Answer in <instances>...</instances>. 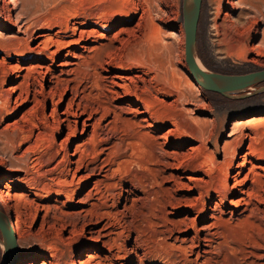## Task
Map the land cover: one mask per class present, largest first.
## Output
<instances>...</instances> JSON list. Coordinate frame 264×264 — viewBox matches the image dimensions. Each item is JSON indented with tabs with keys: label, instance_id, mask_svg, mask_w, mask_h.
I'll return each mask as SVG.
<instances>
[{
	"label": "bare ground",
	"instance_id": "obj_1",
	"mask_svg": "<svg viewBox=\"0 0 264 264\" xmlns=\"http://www.w3.org/2000/svg\"><path fill=\"white\" fill-rule=\"evenodd\" d=\"M216 3L220 41L264 57V0ZM35 6L0 26V122L52 181L14 191L27 236L51 250L21 264H264V149L250 128L264 118L235 122L218 159L222 128L175 110L159 31ZM28 167L13 183L33 179ZM5 207L18 244L23 223ZM244 222L261 230L241 244L230 230Z\"/></svg>",
	"mask_w": 264,
	"mask_h": 264
},
{
	"label": "rangeland",
	"instance_id": "obj_2",
	"mask_svg": "<svg viewBox=\"0 0 264 264\" xmlns=\"http://www.w3.org/2000/svg\"><path fill=\"white\" fill-rule=\"evenodd\" d=\"M15 1L17 0H0V26L7 24L6 21L11 14L15 18L19 12L24 11L29 17L36 10L35 5L38 4L40 6L38 15L54 16L60 19L80 17L81 19L94 20L97 18L104 23L107 20L109 22L114 21L117 23L115 29H118L125 21L130 22L136 18L137 22L140 20L141 23L142 21L140 25L142 29L139 27V33L148 35L154 31H159V36L164 39L159 43L163 52L162 62L165 66L161 72L176 80L174 88L175 110L187 119L195 118L196 123L191 121L195 126H198L199 123H208V129L212 131H219L222 128L219 135L212 136L209 143L210 149L219 148L218 159H223V152L220 149L224 141L229 139L228 134L235 122L242 121L245 123L253 118H264V91L243 98L230 99L207 91L196 82L186 61L184 0H26L31 4L27 2L25 7L22 5L23 2L18 0L16 10L13 8ZM9 8L12 9V12ZM216 11V0H203L197 33V59L205 67L223 73L243 74L264 69V57L256 56L248 48L245 50L238 48L236 42H229L227 46L220 41L222 37L216 35L218 33ZM151 26L153 27L151 28ZM156 27L159 28L156 29ZM148 28H151V33H149ZM5 32H7L6 29H0V33L4 34ZM256 43H260V38L256 39L253 44ZM253 44L251 43L249 48ZM253 59H257L258 62H254ZM170 63H173L174 67H170ZM262 86H264V82L253 85L239 92L238 95L253 93ZM165 96L162 94L161 98L167 100ZM2 122H0V191L3 190V193H0V210L3 209L8 216L5 201L9 202L14 209L13 215L23 223L24 238L18 241L20 257L15 262V264H21L22 261L28 262L27 260L33 255H50L51 250L42 245L38 239L27 236L28 227L31 225L29 224L31 221L28 217V209L25 201L15 199L14 194L29 185L41 188L45 183L52 181L49 175L43 174L44 169L35 165L37 163L34 164V155H23L24 149H20L14 144L10 131L4 130L5 124ZM253 124H250V128L257 130V136L259 135L260 140L259 148L261 146V149L262 147L264 149V121ZM27 166L30 168L33 179L30 178L32 181L30 180L25 186L20 187L13 181L16 180L18 170ZM7 184H11L14 188L10 194L5 188ZM260 230L261 226L257 223L244 222L232 226L230 235L237 243L243 244L249 238H256L258 236L256 234ZM3 259L4 245L0 231V264H3Z\"/></svg>",
	"mask_w": 264,
	"mask_h": 264
},
{
	"label": "water",
	"instance_id": "obj_3",
	"mask_svg": "<svg viewBox=\"0 0 264 264\" xmlns=\"http://www.w3.org/2000/svg\"><path fill=\"white\" fill-rule=\"evenodd\" d=\"M203 0H184L183 14L186 29V61L196 82L205 90L220 94L230 99L247 97L264 91V86L253 93L238 95L239 92L264 82V69L243 73L230 74L213 71L202 67L197 60V33ZM0 231L4 245L3 264H12L19 246L9 227L5 213L0 210Z\"/></svg>",
	"mask_w": 264,
	"mask_h": 264
},
{
	"label": "trees",
	"instance_id": "obj_4",
	"mask_svg": "<svg viewBox=\"0 0 264 264\" xmlns=\"http://www.w3.org/2000/svg\"><path fill=\"white\" fill-rule=\"evenodd\" d=\"M222 96V95H221ZM3 211V209H1ZM4 212V211H3Z\"/></svg>",
	"mask_w": 264,
	"mask_h": 264
}]
</instances>
